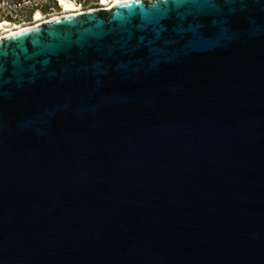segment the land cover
Masks as SVG:
<instances>
[{
    "label": "water",
    "instance_id": "1",
    "mask_svg": "<svg viewBox=\"0 0 264 264\" xmlns=\"http://www.w3.org/2000/svg\"><path fill=\"white\" fill-rule=\"evenodd\" d=\"M0 264H264V0L0 34Z\"/></svg>",
    "mask_w": 264,
    "mask_h": 264
},
{
    "label": "rangeland",
    "instance_id": "2",
    "mask_svg": "<svg viewBox=\"0 0 264 264\" xmlns=\"http://www.w3.org/2000/svg\"><path fill=\"white\" fill-rule=\"evenodd\" d=\"M42 2L44 3L46 0H0V20L5 18V14L13 16L11 19L5 18L9 21L4 20L0 22V34L3 35L6 31L20 28L23 24H34L40 19L62 14L63 12H69L66 10L67 4L68 6L71 5L70 7H72V10L84 9L81 3L75 2L74 0H56L57 6L50 4L48 7L42 6ZM112 3L113 0H107L106 2L105 0H98V4L92 6H108ZM35 4H38L37 8H33ZM27 6H29V8H27Z\"/></svg>",
    "mask_w": 264,
    "mask_h": 264
},
{
    "label": "trees",
    "instance_id": "3",
    "mask_svg": "<svg viewBox=\"0 0 264 264\" xmlns=\"http://www.w3.org/2000/svg\"><path fill=\"white\" fill-rule=\"evenodd\" d=\"M43 1H45V0H43ZM74 1L78 2V3H81L84 8L85 7L88 8V7L92 6V5L98 4V0H74ZM50 4L56 5V0H46V2H44V3L42 2V6H44V7H46V6L48 7V6H50ZM37 5L38 4H35L33 6V8L34 7L37 8L38 7ZM27 8H29V6H27Z\"/></svg>",
    "mask_w": 264,
    "mask_h": 264
},
{
    "label": "bare ground",
    "instance_id": "4",
    "mask_svg": "<svg viewBox=\"0 0 264 264\" xmlns=\"http://www.w3.org/2000/svg\"><path fill=\"white\" fill-rule=\"evenodd\" d=\"M107 0H105V2H106ZM117 0H113V2H116ZM70 4V3H69ZM64 5H66V4H64ZM67 7H66V10L67 11H71L72 10V7H70V6H68V4L66 5ZM12 31V30H11ZM10 30L9 31H6V33H8V32H11Z\"/></svg>",
    "mask_w": 264,
    "mask_h": 264
},
{
    "label": "flooded vegetation",
    "instance_id": "5",
    "mask_svg": "<svg viewBox=\"0 0 264 264\" xmlns=\"http://www.w3.org/2000/svg\"><path fill=\"white\" fill-rule=\"evenodd\" d=\"M4 17L7 18V19H8V18L11 19L13 16H11V15L8 16V15L5 14ZM5 18H3L2 20H0V22H1V21H4V20H7V19H5ZM7 21H9V20H7ZM21 26H22V25H21ZM1 33H2V32H1Z\"/></svg>",
    "mask_w": 264,
    "mask_h": 264
}]
</instances>
